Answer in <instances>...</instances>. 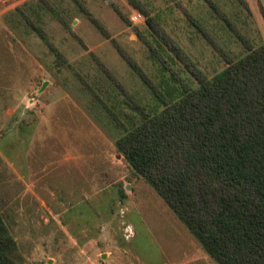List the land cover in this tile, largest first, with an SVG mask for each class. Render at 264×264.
I'll use <instances>...</instances> for the list:
<instances>
[{"label": "rangeland", "instance_id": "obj_1", "mask_svg": "<svg viewBox=\"0 0 264 264\" xmlns=\"http://www.w3.org/2000/svg\"><path fill=\"white\" fill-rule=\"evenodd\" d=\"M154 30L212 79L264 48V0H0V213L25 264H215L115 147L128 95L162 110L126 61L172 101L150 46L198 86Z\"/></svg>", "mask_w": 264, "mask_h": 264}, {"label": "trees", "instance_id": "obj_2", "mask_svg": "<svg viewBox=\"0 0 264 264\" xmlns=\"http://www.w3.org/2000/svg\"><path fill=\"white\" fill-rule=\"evenodd\" d=\"M154 34L198 86L190 89L150 46L182 89L172 101L126 61L162 110L150 115L128 95V125L111 114L122 131L115 147L215 264H264V48L242 39L246 56L206 79L166 34ZM0 264H25L1 213Z\"/></svg>", "mask_w": 264, "mask_h": 264}]
</instances>
